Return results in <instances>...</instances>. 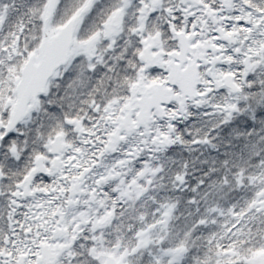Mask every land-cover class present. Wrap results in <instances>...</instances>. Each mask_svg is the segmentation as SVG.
I'll return each instance as SVG.
<instances>
[{"label": "snow or ice", "instance_id": "obj_1", "mask_svg": "<svg viewBox=\"0 0 264 264\" xmlns=\"http://www.w3.org/2000/svg\"><path fill=\"white\" fill-rule=\"evenodd\" d=\"M0 264H264V0H0Z\"/></svg>", "mask_w": 264, "mask_h": 264}]
</instances>
